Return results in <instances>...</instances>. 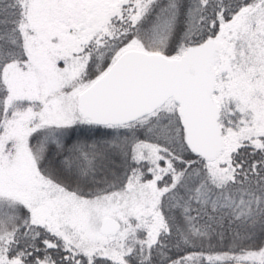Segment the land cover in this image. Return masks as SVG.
I'll return each instance as SVG.
<instances>
[{
  "label": "snow or ice",
  "instance_id": "obj_1",
  "mask_svg": "<svg viewBox=\"0 0 264 264\" xmlns=\"http://www.w3.org/2000/svg\"><path fill=\"white\" fill-rule=\"evenodd\" d=\"M0 264H264V0H0Z\"/></svg>",
  "mask_w": 264,
  "mask_h": 264
}]
</instances>
